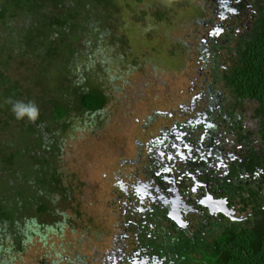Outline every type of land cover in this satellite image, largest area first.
Returning <instances> with one entry per match:
<instances>
[{"label": "flooded vegetation", "instance_id": "flooded-vegetation-1", "mask_svg": "<svg viewBox=\"0 0 264 264\" xmlns=\"http://www.w3.org/2000/svg\"><path fill=\"white\" fill-rule=\"evenodd\" d=\"M193 1L203 4L194 25L204 30L183 47L196 73L147 117L152 126L139 120L135 135L114 140L118 153L85 230L90 240L72 248L73 225L56 223L65 251L51 264H209L226 234L264 223L261 126L254 104L228 88L222 52L251 30L257 0Z\"/></svg>", "mask_w": 264, "mask_h": 264}, {"label": "trees", "instance_id": "trees-1", "mask_svg": "<svg viewBox=\"0 0 264 264\" xmlns=\"http://www.w3.org/2000/svg\"><path fill=\"white\" fill-rule=\"evenodd\" d=\"M119 3L0 0V264H16L32 237L43 234L41 214L65 191L56 165L63 138L77 122L100 121L112 99L110 64L122 65L131 51ZM253 5L251 30L222 52L228 88L254 104L264 139V0ZM152 14L163 21L159 8ZM31 107L35 119L25 113ZM209 264H264V223L226 234Z\"/></svg>", "mask_w": 264, "mask_h": 264}, {"label": "rangeland", "instance_id": "rangeland-1", "mask_svg": "<svg viewBox=\"0 0 264 264\" xmlns=\"http://www.w3.org/2000/svg\"><path fill=\"white\" fill-rule=\"evenodd\" d=\"M119 2L125 16L123 34L129 37L131 51L126 52L122 65L110 64L112 85L108 83V90L112 99L102 119L88 124V127L77 122L63 138L62 157L56 165L65 191L47 203L49 213L41 214L45 236H35L16 264H51V257H57L58 253L62 255L65 251L63 243L61 245L63 239L60 238L59 242L55 235L59 232L63 237V233L54 225L65 218L75 230L69 228L67 231V242L72 248L85 237L86 242L90 240L85 230L92 219L95 193H99L96 187L102 184L108 172V162H113L111 157L118 153L114 140L135 135L140 128L139 120L143 126H152L146 121L147 117L171 95L174 87L178 88L187 80L188 74L196 73L193 60L190 61L184 53L183 45L200 42L204 29L201 32L194 22L203 16V4L193 0ZM155 7L164 12L162 22L152 14ZM123 57L119 58L120 61Z\"/></svg>", "mask_w": 264, "mask_h": 264}, {"label": "clouds", "instance_id": "clouds-1", "mask_svg": "<svg viewBox=\"0 0 264 264\" xmlns=\"http://www.w3.org/2000/svg\"><path fill=\"white\" fill-rule=\"evenodd\" d=\"M14 111H16V114H17L18 118L22 117V114L19 111H17L15 108H14ZM25 113L30 115L32 119H35L37 117V115H38V111H37V109L35 107H31V108L26 109Z\"/></svg>", "mask_w": 264, "mask_h": 264}]
</instances>
